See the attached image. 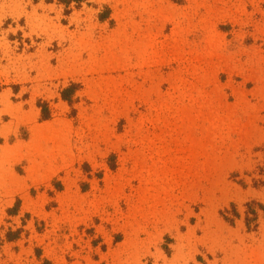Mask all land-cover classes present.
<instances>
[{
    "label": "rangeland",
    "instance_id": "rangeland-1",
    "mask_svg": "<svg viewBox=\"0 0 264 264\" xmlns=\"http://www.w3.org/2000/svg\"><path fill=\"white\" fill-rule=\"evenodd\" d=\"M0 53V264H264V0H0Z\"/></svg>",
    "mask_w": 264,
    "mask_h": 264
},
{
    "label": "trees",
    "instance_id": "trees-1",
    "mask_svg": "<svg viewBox=\"0 0 264 264\" xmlns=\"http://www.w3.org/2000/svg\"><path fill=\"white\" fill-rule=\"evenodd\" d=\"M54 0H48L49 3L53 2ZM60 3L66 5L67 8H70V6L72 4H77V5H82V3L85 2V0H59ZM100 19L102 21L105 20V17L104 16H100ZM0 58H1V53H0ZM75 89H76V86L75 85H71L70 87H68L67 89H65L63 92H62V99L63 101L69 103V104H72V100H73V96H74V93H75ZM40 108H42V117L44 120H49L51 118V113H50V109L48 108V105L47 104H43V106L41 105ZM261 206V205H259ZM261 208H264V207H261ZM16 214V213H15ZM234 214V217H239V214L237 211H234L233 212ZM249 214H253L254 215V220H256L257 218V211L256 210H252L251 212H248V215ZM225 220H227L228 222H231L233 223V220L230 219L229 217H224ZM247 226L248 228H250V221L248 219L247 221Z\"/></svg>",
    "mask_w": 264,
    "mask_h": 264
}]
</instances>
